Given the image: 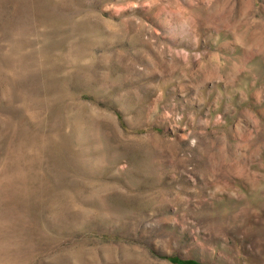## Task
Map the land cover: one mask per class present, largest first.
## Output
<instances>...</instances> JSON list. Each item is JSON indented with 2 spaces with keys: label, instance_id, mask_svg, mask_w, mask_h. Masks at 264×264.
I'll use <instances>...</instances> for the list:
<instances>
[{
  "label": "rangeland",
  "instance_id": "obj_1",
  "mask_svg": "<svg viewBox=\"0 0 264 264\" xmlns=\"http://www.w3.org/2000/svg\"><path fill=\"white\" fill-rule=\"evenodd\" d=\"M0 264H264V0H0Z\"/></svg>",
  "mask_w": 264,
  "mask_h": 264
}]
</instances>
